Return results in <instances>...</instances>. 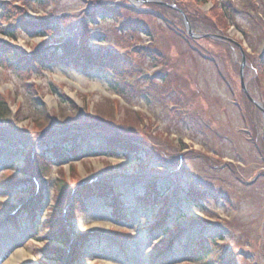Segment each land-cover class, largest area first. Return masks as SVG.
<instances>
[{
  "label": "rangeland",
  "instance_id": "1",
  "mask_svg": "<svg viewBox=\"0 0 264 264\" xmlns=\"http://www.w3.org/2000/svg\"><path fill=\"white\" fill-rule=\"evenodd\" d=\"M136 3L0 0V48L23 55L12 66L0 57V264H264V0ZM25 18L56 26L46 24L47 36L35 38L17 30ZM64 41L99 54L96 68L33 62ZM48 135V148L72 145L74 156L61 167L47 163L40 194L26 196L16 181L37 175L32 159ZM112 135L131 144L115 146ZM109 176L131 197L125 218L91 197L94 186L75 206L74 186ZM149 180L165 201L142 208L136 195ZM40 199L33 215L18 217L23 206L10 216L21 200L27 207ZM51 220L62 222L67 246L43 227ZM98 224L105 227L94 230ZM193 235L217 243L205 260L186 255Z\"/></svg>",
  "mask_w": 264,
  "mask_h": 264
},
{
  "label": "trees",
  "instance_id": "2",
  "mask_svg": "<svg viewBox=\"0 0 264 264\" xmlns=\"http://www.w3.org/2000/svg\"><path fill=\"white\" fill-rule=\"evenodd\" d=\"M22 1L23 2H30V0H22ZM35 2L39 5H42V3L45 2V0H35ZM91 14H93V13H89L87 15H91ZM89 21H90L89 18L84 20L85 26L89 25ZM17 24H18L17 30L19 32L29 34L28 32L32 31L33 32L32 34L35 38H43V37L47 36L43 32L45 29H47L46 27H43L46 24L56 26L49 20L28 21L26 18L22 19L21 21L18 20ZM131 24L132 23L130 22L128 25H131ZM134 27H136V26H134ZM137 27H139V26H137ZM2 33L5 34L9 39L13 40L16 38V35L13 33L12 29L6 28V29L2 30ZM66 43H67V41H64L63 43L59 42V44H54V45L49 44L48 46L53 51L50 53H47V55L44 58L42 56L38 57L39 61H37L36 58H33V62H36V64L38 66H44V64H42V62L47 63L50 60H55V61L48 62V63H56V62H60L59 60L62 59L64 62L66 60L69 61L72 65H78L79 64L85 68H90L89 66H93L94 68H96V66H94V65H97L99 63V61H98L99 60V57H98L99 54L90 55L88 52H86L87 51L86 49L82 50V48H84V47L80 44H79V46H77L76 44L73 43L74 45H76V48L72 44H71L70 48H67ZM16 52L17 51H13L9 47H6V46L1 47L0 48V57L2 58V60H4V64L12 66L20 58L23 57V55H19L16 57V55H18ZM41 59H43V60H41ZM64 62L61 64H64ZM20 67H23V64L20 63V64L14 66V70L18 71ZM109 72H111L110 69H109ZM109 74H111V73H109ZM1 106H2L3 110H5V105L2 104ZM53 127L52 126L49 127L48 131H50ZM97 127L100 128L98 125H97ZM92 128L96 129L95 127H92ZM99 130H101V129H99ZM54 131H56V129L55 130L52 129L51 133L53 132L52 134H54L55 133ZM102 132H104L106 134H112L110 131H102ZM51 133L48 132V134H51ZM51 135H48L47 137L40 140L43 142L42 145L40 146V148H43V149L39 155L38 154L34 155V157L32 159V161L35 163L37 174L40 177L43 176V173H41V171H44L46 169L45 166L47 165V163L54 166V167H61L62 165L65 164L67 159L74 156V155H71V153H73V151L71 150L72 145H68V144L61 145V146H59L58 149L53 148V147L48 148L47 142H45V140H46V138L51 137ZM114 136L115 135L110 136L108 138V140L110 141L111 144H114L115 146H117L116 142H118V144L120 146H123L125 148H128V146L131 144L130 142H128L124 139H119L121 137H119L117 135H116L115 139L112 138ZM136 153L134 154V156H138V154H136ZM30 160H31V158L26 157V162H27L26 163V169L27 170H29L31 167V161ZM138 179L139 178L130 177L126 180H128V181L133 180V183H139L138 181H142V180H138ZM16 182H18V181H16ZM110 182H111L110 176L103 178V179L96 180L93 183V185L95 187L93 191H94V193H96V195H92L91 197H96V198L100 199V201L103 202L104 207L109 211V214L111 215V217L114 216L117 219H122V217L118 215L116 208H117L118 204H120L125 209L126 205L128 204L127 202H125V199L126 198L130 199L131 197H129V196L126 197L125 194H120L117 190H115L113 188V186L111 185ZM18 183L21 186H24L23 193H29L33 189L31 184L29 186H26L27 187L26 188L25 187L26 183H23V182H18ZM73 189H75V193H76L75 198H74L75 199L74 203L76 204L75 205L76 207L78 204L79 205L81 204V206H82L81 201H83L85 199V198H83V195H84V192L86 190H88L87 193H89V194H85V196L90 198V195L92 194L91 186L81 188L79 185H76L73 187ZM59 190H60L59 198L64 199V195H65V191H66V184L64 181L60 182ZM163 194H164V192H161L160 190L157 189V184L154 183L153 181L149 180L148 186L145 187L142 191H140L136 195L137 196V203L142 208H144V207L146 208V206H150L149 204H151V203L152 204H155V203L158 204L160 201H162V203L164 204L165 199L163 197L164 196ZM190 198H191V196L186 197L185 200L188 201V200H190ZM40 201H41V199L38 200L36 203H32L28 213L33 214V213H35V211H37V208H42L44 203L42 201L41 202ZM71 212H74V210H71ZM165 214H166V212L163 213V216H165ZM161 215L162 214H161V210H160L158 213V216H161ZM47 219L49 220V218H47ZM51 222H53V221L51 220L48 225H45L43 227H45L46 229H48L50 231L51 238L54 237V238H52L53 239L52 241H55L56 243H59L61 245L68 244L70 236L64 230L63 226H61L62 222L60 224H57V225L51 224ZM157 224H158L157 227L161 226V223L158 222ZM55 227H57L56 232L54 231ZM165 232H166V229H165L164 233ZM216 245H217V243L214 242L211 237H207L203 241V240H199L197 236L193 235V236L189 237L186 255H188V257L192 256V258H194L195 260H205L208 257V255L211 253V251H209V250H211V248H213ZM170 252L172 254V251H170ZM167 254H169V252L165 253L164 255H167ZM46 255H47L46 257H49L48 252L46 253ZM207 264H213V263H207Z\"/></svg>",
  "mask_w": 264,
  "mask_h": 264
},
{
  "label": "water",
  "instance_id": "3",
  "mask_svg": "<svg viewBox=\"0 0 264 264\" xmlns=\"http://www.w3.org/2000/svg\"><path fill=\"white\" fill-rule=\"evenodd\" d=\"M133 1H139V0H133ZM176 11L179 12L182 15L183 20H184V23H185V28H186V31H187L188 35L191 36V37H194L195 35L192 34L191 29H190V26L188 24V21L185 18V16L183 15V13L180 10H176ZM243 66H244V59H242V63H241V66H240V82H241V88L245 92V90H244V84H243V80H242V70H243ZM256 105L258 106V104H256Z\"/></svg>",
  "mask_w": 264,
  "mask_h": 264
},
{
  "label": "bare ground",
  "instance_id": "4",
  "mask_svg": "<svg viewBox=\"0 0 264 264\" xmlns=\"http://www.w3.org/2000/svg\"><path fill=\"white\" fill-rule=\"evenodd\" d=\"M96 226H98V227H100V228H96V229L91 228V229H92V230H93V229H94V230H99V229H103L102 227H105L103 224H98V225H96ZM88 230H90V229H88ZM18 257H20L21 259L26 260V261L29 262V263L34 261L33 258L29 256V254H26V253H24V252H19Z\"/></svg>",
  "mask_w": 264,
  "mask_h": 264
}]
</instances>
